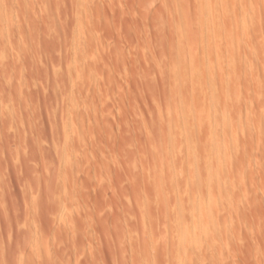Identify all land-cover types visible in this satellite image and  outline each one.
Instances as JSON below:
<instances>
[{"label": "rangeland", "instance_id": "1", "mask_svg": "<svg viewBox=\"0 0 264 264\" xmlns=\"http://www.w3.org/2000/svg\"><path fill=\"white\" fill-rule=\"evenodd\" d=\"M0 264H264V0H0Z\"/></svg>", "mask_w": 264, "mask_h": 264}]
</instances>
